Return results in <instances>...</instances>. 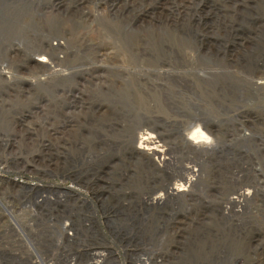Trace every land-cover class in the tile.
Listing matches in <instances>:
<instances>
[{
  "label": "rangeland",
  "instance_id": "obj_1",
  "mask_svg": "<svg viewBox=\"0 0 264 264\" xmlns=\"http://www.w3.org/2000/svg\"><path fill=\"white\" fill-rule=\"evenodd\" d=\"M0 70V264H261L264 0H0Z\"/></svg>",
  "mask_w": 264,
  "mask_h": 264
},
{
  "label": "bare ground",
  "instance_id": "obj_2",
  "mask_svg": "<svg viewBox=\"0 0 264 264\" xmlns=\"http://www.w3.org/2000/svg\"><path fill=\"white\" fill-rule=\"evenodd\" d=\"M42 46H43V48L41 47L42 50H41L40 53L42 55H47L48 57L47 56L46 57L48 58V60H47V58H45V56H40L35 61V63L39 67L48 68V63L50 64L51 61H56L57 60L56 52H57V50H60V48H62L61 47V43L57 44V45H54L55 47H51L46 42H44V44ZM50 65H53V64H50ZM3 74H6V73L3 70H0V75H3ZM255 84L258 87H264V82H261V83L259 82V83H255ZM154 139H155L154 136L152 134H150V133L141 134L140 137H139V146H137L135 151L138 154L144 156L147 160H149L152 156H155V155H160V157H161L163 151H160V150L157 149V145H156V142L154 141ZM161 158L158 161V163L156 162L157 163L156 166H160L161 162H163ZM156 160H157V158H155V161ZM184 171H185V174L184 173L180 174L182 176V180L186 183V185L187 184H191L192 179L189 178V176H190V174H193V172H195V170L192 171L189 168L185 167ZM258 181L260 183V180H258ZM253 185L256 186L255 184H253ZM184 189L182 188V185L172 186L171 188H169V190L166 191V194L164 195V197H160L161 195H158L153 200V202L160 204L163 201L168 200L169 198L172 199V200L173 199H178L180 197L179 192H183ZM251 195H252L251 192H248V193L238 192V194L235 195L234 201L233 200L231 201V199L228 198L229 199L228 201L231 202V203H229V206H231L234 209L235 206L238 207V205L241 204L240 202L243 203V202H246L248 199L250 200L251 199ZM90 257L95 258V260H93L92 263H89V264H115L116 263V261L113 258L109 259L107 262H105V260L104 261L102 260L104 258H107V254L105 253L104 250L99 251V253H97V254L96 253L95 254H90ZM175 257L177 258V256H175ZM175 257H173L171 259L172 261L170 260L169 257H165V256H162V257H160L158 259L157 258H151V257H144L143 258V257L139 256L137 261H133L129 257L130 261H129L128 264H166V263H168V264H177L176 261H174V259H176ZM258 257L260 259L261 264H263L264 263V252L261 255H259ZM211 263L215 264L216 262H211ZM202 264H204V263H202Z\"/></svg>",
  "mask_w": 264,
  "mask_h": 264
}]
</instances>
